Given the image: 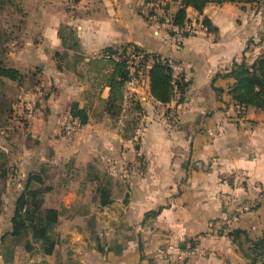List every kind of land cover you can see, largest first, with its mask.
<instances>
[{"label":"crops","instance_id":"0c3cea01","mask_svg":"<svg viewBox=\"0 0 264 264\" xmlns=\"http://www.w3.org/2000/svg\"><path fill=\"white\" fill-rule=\"evenodd\" d=\"M30 3L31 8L35 5L33 18L37 21L33 23L36 43L28 42L35 58L31 61L46 74L47 84L59 85V89L36 105L29 130L39 142L19 155L23 172L18 178L24 180L5 205L10 215L7 230H11L16 199L39 164L56 165L75 158V165L85 167L97 158L120 180L114 184L112 203L103 206L79 201V194L88 193L84 184L76 191L68 189L64 185L69 187L70 179L63 174L46 194L51 203L47 206L63 211L60 225L75 229L80 237L77 260L83 264H250L239 241L228 232L238 227L255 239L264 231V110L252 105L240 110L229 91L233 78H214L228 73L235 60L248 59L253 19L259 13H255V4L261 2L209 3L202 13L188 7V23H198L206 16L217 30L199 27L198 33L185 36L181 45L174 33L164 29L166 24L147 20L142 0H77L70 13L59 9L62 0ZM63 23L78 31L85 55L83 67L107 46L119 49L132 43L182 63L188 84L169 102H161L151 93L147 74L143 84L134 87L141 92L143 105L134 134L123 136L127 129L122 119L97 122L90 116L70 144L62 134L63 120L70 113L71 102L87 92V85L84 76H79L83 72H62L50 60L53 49L64 48L58 34ZM109 93L107 86L101 97L106 99ZM238 170L247 173L242 184L233 181ZM227 193L257 201L255 208L229 227L222 224L232 214V205L221 198ZM89 218L97 230L92 245L86 240ZM192 243L200 252L175 262L177 253ZM39 255V259L28 255L27 263L22 264L29 260H36L34 264L60 263L57 253ZM0 264H6L1 252ZM256 264H264V257Z\"/></svg>","mask_w":264,"mask_h":264},{"label":"rangeland","instance_id":"374dc122","mask_svg":"<svg viewBox=\"0 0 264 264\" xmlns=\"http://www.w3.org/2000/svg\"><path fill=\"white\" fill-rule=\"evenodd\" d=\"M167 3L171 4L170 8L172 10H174L173 6L176 3L179 5V2L175 3L171 0H168ZM143 4L144 3H141V5ZM255 6L258 7L255 13H259L254 15L253 23L255 26L253 34L249 38L251 41V43L249 42L251 44V53L247 57L248 59H246L249 64L256 59V55L258 56L264 51V0L261 2V4H255ZM33 8H31L30 0H0V60L3 62V64L17 67L21 72L24 73V78L21 82L7 77H0V146L8 154V162L4 166L6 176L2 177L0 175V252L2 253L4 249V243L16 245L15 259L10 264H22V262H25L28 255L32 259H39V254L45 256V254L37 251L38 249L31 252L26 251L25 241L27 237L13 238L10 235L5 236V233L10 231L7 230L10 228V215H7V208H5V205L10 200V194L17 190L19 182L24 180L23 178H18V175L23 172L21 170V161L23 159H21L19 155L21 153L24 154L23 152L26 153L25 149L29 145L33 146L37 144V141L39 142V140L34 141L35 138L32 136V132L29 130L32 118L35 116V114L33 117L26 118L24 114V105L27 100H31L36 106L40 102V98H45L52 92H55L59 89V85L57 86L53 83L47 84L46 74L41 70H38L36 62H32L33 60L31 61V59L35 60V58H33L30 54L31 52H29L30 49L28 42L31 41L36 43L35 38L37 39V37H35V29L33 27V23H37V21H35L33 18V13L35 12ZM59 9L70 13L73 12L75 8L69 7L66 4V0H62V4L59 6ZM144 9L147 12V20L150 19V21L155 22L156 25L166 24L167 26L164 29L167 32L170 30V33H174L171 25L166 22V13L162 11V9L154 10V7H146L145 4ZM148 14H151L152 18H150ZM202 21L203 20H199L195 26L203 28L200 26ZM39 23L41 24V22ZM194 23L195 22H193V24ZM162 27L159 28L157 26V29H162ZM181 42H178L177 44L181 45ZM122 47L120 50H122ZM129 48L130 46L128 47V52H126L125 57L127 61L129 60L127 62L128 65L131 66L128 67L130 70V77L125 86L123 110L118 116L110 115L105 109V99L98 97L100 90L101 93H103L105 88L103 86L105 79L99 72L98 66L93 58L91 59L93 62H87L83 67L82 63L84 61L76 62L73 50L69 51L68 60L63 58V55L66 51L65 48L53 49L51 53L52 58H50V60H53L55 63L57 69H59V63L62 66H65V69H59L62 72L72 71L77 75L80 72H83L79 76H84L82 80L87 85L85 88L87 92L80 94V101H78L83 103V106L88 107V112L92 117V120L97 122L111 121L113 123L115 121L117 122L119 119H122L124 126L127 129L126 131H123V136L134 134L140 126L143 114V105L141 99L142 94L140 91L135 90L134 87H140L143 84V79H147V74L149 75L148 70L150 65L153 63V58L150 56L146 58L145 54L143 56L139 55V52H135L136 54L133 56V47H131V50ZM57 51L61 53V56L57 55ZM164 58V61L169 65L168 60L171 58L168 56H164ZM18 61H23L20 64L21 66H19ZM66 63H69L71 66L67 68ZM75 66L76 68H74ZM183 74L184 73L182 72L178 77L173 78L175 83L182 77ZM70 114L71 112L66 114L65 120H63L62 134L64 137L65 122ZM79 133L80 129L77 135ZM77 135H75L73 141L76 139ZM65 139L68 143L73 144V141H70L66 137ZM102 161L105 162L103 159ZM75 163V158H71L67 163L63 162L62 164L55 165L51 162L44 161L37 166V170L34 172L44 173V187L48 188V190L45 192V206L51 204L49 201H47L46 194H48L55 187L57 184V177H62V174L66 175V178L70 179V186L67 187V183L64 185V187L68 189L76 191L82 187V183L84 184V188L88 191V193H85L84 195L79 194V201H85V203L88 201H94L99 203L100 197L97 196L96 190L99 183H104L110 187L113 197L114 184H116L117 181L120 183V180H116V176L108 171L105 164L102 163L101 165L97 158L88 162L85 167L77 166ZM92 163L94 165L93 172L100 176L99 181L94 179L92 174L89 172L90 170L88 166ZM119 186L122 187L121 184ZM49 200L53 202L52 199L49 198ZM90 219L91 218H89V224L91 223ZM60 224L61 223H58L57 225L59 242L53 252L57 253L58 259H60L59 264H83L77 260L79 258V254L81 253V246L79 245L80 237H76L75 229L64 227ZM86 231L88 234L86 240L89 241V245H92L93 242H95L94 234L97 233V230L91 223ZM3 236L4 240L2 239ZM104 237L105 246H107L109 238L106 233L104 234ZM17 257L18 261L16 263ZM35 261L36 260H29L28 263L34 264L36 263ZM174 261L179 262L177 260V255L175 256Z\"/></svg>","mask_w":264,"mask_h":264},{"label":"trees","instance_id":"16d2710c","mask_svg":"<svg viewBox=\"0 0 264 264\" xmlns=\"http://www.w3.org/2000/svg\"><path fill=\"white\" fill-rule=\"evenodd\" d=\"M178 2L177 9L173 12L174 16L172 23L180 27H186L190 22L187 16L188 7H193L200 13L209 3H260L263 0H172ZM168 9L171 4L163 5ZM158 8L154 7V10ZM152 14V13H151ZM151 14H148L150 18ZM147 15V14H146ZM147 17V16H146ZM148 18V17H147ZM163 19V18H162ZM161 19V20H162ZM150 20V19H149ZM203 24L209 31H216L208 17L203 18ZM171 32V31H170ZM185 36L190 35L184 32ZM58 34L62 39V45L66 49L63 58L68 60L69 51H74L76 62L83 61L85 58L81 40L76 27L72 24L63 23L60 25ZM173 34V33H171ZM133 47L132 52H143L152 57L153 63L148 70L150 79V90L153 96L161 102H169L174 94L178 91L182 92L187 86L184 75L175 83L172 76L171 67L164 61L162 54L156 52H148L135 44H128L122 47V50L107 46L101 50V55L94 59L98 66L99 72L104 77V87H110L108 98L105 99L106 111L112 116H118L123 110V101L125 98V86L130 77L129 65L127 63L125 54L128 52V47ZM57 55L61 53L57 51ZM115 55L120 56L118 59ZM90 62H93L90 60ZM66 67L71 65L66 63ZM59 69H65V66L58 64ZM76 68V66L74 67ZM73 69V68H72ZM220 75L233 78V84L230 88V93L233 95L235 102L244 107L250 105L257 109L264 110V51L261 52L252 63H248L246 57L242 61H234L231 69L226 74H218L214 80ZM0 77H7L21 82L24 78V73L19 68L14 66H7L0 60ZM221 91L220 87H216ZM101 97V90L99 96ZM243 109V110H244ZM70 112L73 116L78 117L84 125L89 121L90 114L87 106H81L78 100H74L70 104ZM138 145V144H137ZM138 148V146H137ZM8 162L7 152L0 146V175L6 176L4 166ZM89 172L93 178L100 180V176L94 173V165L89 164ZM45 175L44 173L31 172L25 184V188L18 196L15 202L14 213L12 215L11 230L5 233V236L10 235L13 238L27 237L25 241V249L28 252L37 250L45 255L52 254L59 242V233L57 225L60 221V216L63 211L56 207L45 206ZM97 196L100 197L99 203L103 206L109 205L113 202L110 187L104 183H99L97 187ZM239 201L242 199H238ZM257 206V205H256ZM255 208V207H254ZM157 211L154 210L153 214ZM148 216V213H147ZM228 234L233 237L235 241H239V246L245 257L249 259L250 264H256L263 260L264 257V231L258 238H251L249 234L240 228H232ZM241 238H244L241 240ZM4 240V236L2 238ZM5 242V241H4ZM2 251V258L6 264H10L15 259L16 245L4 243ZM244 244V245H243ZM247 244V245H245ZM196 243L190 246L194 247ZM186 258L185 260H187ZM182 260V261H185ZM181 262V261H180Z\"/></svg>","mask_w":264,"mask_h":264},{"label":"built area","instance_id":"2783aa9c","mask_svg":"<svg viewBox=\"0 0 264 264\" xmlns=\"http://www.w3.org/2000/svg\"><path fill=\"white\" fill-rule=\"evenodd\" d=\"M77 0H66V4L69 7H73V5L76 3ZM143 3L145 4L146 7H156L158 9H162L166 13V22L169 23L172 27V30L174 31L176 43L181 42L182 39L185 37L184 32H188L190 35L191 34H196L199 31V27H196V23H187L186 27H180L178 25H175L172 23V19L174 16V10H172L170 7L166 9L163 5H165L168 0H142ZM172 1V0H171ZM173 2V1H172ZM179 2V1H178ZM203 28H205V25L203 22L200 24ZM133 56H135V52H132ZM139 55H143V52L140 51ZM121 57H118L120 59ZM129 61V60H128ZM127 61V62H128ZM169 66L172 69V76L173 78L178 77L183 71L184 67L181 63L174 61L172 59H169ZM129 67H131L129 65ZM240 110H243L244 107L241 105H238ZM25 111L24 114L26 118L33 117L35 114L36 106L35 103L31 100H27L25 105H24ZM83 126L81 123L80 119L78 117L73 116L70 114V116L66 119L65 122V137L68 138L70 141H73L75 138V135L78 133L79 129ZM247 177V173L244 170H238L234 172V177L233 181L235 184H242ZM222 200L224 201L225 204L232 205V214L230 217L225 219L222 224L225 225L226 227L231 226V224L234 221H238L241 214L250 211L257 205V201L255 199H247V200H238L236 195L227 193L221 195ZM200 252V248L198 245H195L194 247H189L180 250L177 253V260L182 261L185 260L186 258L192 257L197 255Z\"/></svg>","mask_w":264,"mask_h":264}]
</instances>
